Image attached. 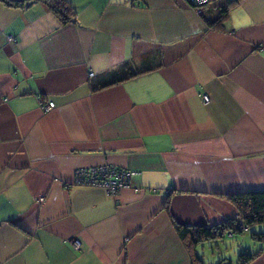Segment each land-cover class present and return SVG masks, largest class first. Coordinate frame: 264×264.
<instances>
[{
	"label": "crops",
	"instance_id": "0c3cea01",
	"mask_svg": "<svg viewBox=\"0 0 264 264\" xmlns=\"http://www.w3.org/2000/svg\"><path fill=\"white\" fill-rule=\"evenodd\" d=\"M63 1V22L0 1V264H192L174 224L214 227L237 217L228 194L264 191V0L220 26L231 0ZM120 68L137 74L92 88ZM103 164L129 184L73 183ZM221 239L210 261L192 249L230 263Z\"/></svg>",
	"mask_w": 264,
	"mask_h": 264
},
{
	"label": "trees",
	"instance_id": "16d2710c",
	"mask_svg": "<svg viewBox=\"0 0 264 264\" xmlns=\"http://www.w3.org/2000/svg\"><path fill=\"white\" fill-rule=\"evenodd\" d=\"M1 2L7 5L23 6L28 5L34 0H0ZM40 1L46 4L49 9L58 16L61 21L69 19L70 7L63 0H35ZM237 0L227 1L225 6L220 10L218 17L215 20V24L221 25L222 21L227 16V10L229 6ZM210 24L208 20H205ZM124 67V66H123ZM136 72L127 73L124 68L116 69L108 73L110 79L104 83L98 84L95 83L92 88L99 89L106 87L110 84L118 82L122 79L132 77L136 75ZM229 201L235 206L239 219L249 230L250 237L252 241L259 242L264 241V231H254L251 230L252 227L256 225H264V191H244L228 194L226 196ZM235 218L228 220L222 224L216 225L214 227H209L207 225H197V226H185L174 224L175 230L184 245L188 250L191 251V260L192 264H204L202 259L198 254L192 249L196 245H200L205 241H209L215 238L224 237L222 229L231 230L232 234L243 233L242 228L239 229L238 225L235 223ZM228 233V232H227ZM192 249V250H191ZM259 250V251H258ZM255 252L244 251L240 252L237 258V264H248L260 251L264 250V246L258 248ZM193 251V252H192ZM223 260H220L217 264L221 263Z\"/></svg>",
	"mask_w": 264,
	"mask_h": 264
},
{
	"label": "built area",
	"instance_id": "2783aa9c",
	"mask_svg": "<svg viewBox=\"0 0 264 264\" xmlns=\"http://www.w3.org/2000/svg\"><path fill=\"white\" fill-rule=\"evenodd\" d=\"M207 0H187L189 4L197 3V7L194 6L197 14L202 12V4ZM202 100L205 101V97H202ZM43 110L48 111L54 107V103L49 101L47 104L43 105L40 103ZM133 172L123 169H116L110 165H99L91 167L77 168L74 172L73 183L75 184H84V185H93V186H102L111 194L117 192L120 187L123 185L129 184L130 176ZM239 217V216H238ZM241 221V220H240ZM242 222H239L241 224ZM78 248V245H75Z\"/></svg>",
	"mask_w": 264,
	"mask_h": 264
},
{
	"label": "rangeland",
	"instance_id": "374dc122",
	"mask_svg": "<svg viewBox=\"0 0 264 264\" xmlns=\"http://www.w3.org/2000/svg\"><path fill=\"white\" fill-rule=\"evenodd\" d=\"M206 99V98H205ZM49 101H45V102H41L43 105L47 104ZM55 106V105H54ZM41 108V106H40ZM42 111L46 112L45 110H43V108H41ZM49 111V110H48ZM237 217H235V223L238 225L239 229L242 228V230L244 231V233H237L234 236H232L233 232H231V230H226V229H222L221 231L224 233H226V235L223 237V239L221 240H217L216 243L218 245V251H215L216 249H214L215 251V255H221L220 257H224L226 258L231 264H236L237 263V258L238 255L240 254V252H244V251H249L248 246H249V242H254L251 240L250 234L249 232H245V230L247 229L244 225L239 224L240 219H239V215H236ZM254 231H264V225H256L253 227ZM228 236V237H227ZM230 236V237H229ZM244 240V242H243ZM261 241L257 242V243H253L254 247L260 243ZM205 246L203 247V249L201 250V253H204V255H206V259L208 261H210L212 259V254L210 253V242H206L204 243ZM248 245V246H247ZM253 247V246H251ZM258 247V246H257ZM250 252V251H249ZM226 262V260H223L221 263ZM228 263V264H230Z\"/></svg>",
	"mask_w": 264,
	"mask_h": 264
},
{
	"label": "bare ground",
	"instance_id": "6f19581e",
	"mask_svg": "<svg viewBox=\"0 0 264 264\" xmlns=\"http://www.w3.org/2000/svg\"><path fill=\"white\" fill-rule=\"evenodd\" d=\"M208 2H209V0H207V2H206V1L203 2L204 4L201 5L202 8H203V6H205ZM193 5H194L195 7H197L199 4H197V3H193Z\"/></svg>",
	"mask_w": 264,
	"mask_h": 264
},
{
	"label": "water",
	"instance_id": "95a60500",
	"mask_svg": "<svg viewBox=\"0 0 264 264\" xmlns=\"http://www.w3.org/2000/svg\"><path fill=\"white\" fill-rule=\"evenodd\" d=\"M222 264H228V262L226 261V262H223Z\"/></svg>",
	"mask_w": 264,
	"mask_h": 264
}]
</instances>
